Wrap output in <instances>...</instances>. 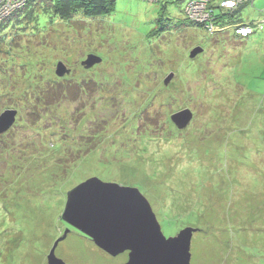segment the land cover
<instances>
[{"label": "rangeland", "instance_id": "374dc122", "mask_svg": "<svg viewBox=\"0 0 264 264\" xmlns=\"http://www.w3.org/2000/svg\"><path fill=\"white\" fill-rule=\"evenodd\" d=\"M164 1L115 0L110 14L96 19L78 15L79 23L59 22L44 39L33 41L38 49L48 48L54 69L63 61L71 68L65 76L99 84L63 97L65 111L53 112L41 104L44 133L53 124L73 140L86 136L90 153L72 164L65 159L72 178L65 193L58 184L46 185L45 172L37 164L19 177L17 183L28 184L33 194H13L12 201L0 207V264H48L55 241L66 232L56 249L66 264H125L128 252L111 256L60 220L67 192L94 176L138 187L167 237L197 226L191 264H264V31L247 37L237 30L227 39L221 34L226 31L217 29L222 19L216 14L229 16L246 4L238 17L256 21L243 26L262 28L264 0L238 7L231 0ZM239 35L246 39H237ZM198 47L203 51L191 58ZM91 54L103 60L86 68L82 61ZM73 84L66 85L76 90ZM11 96H5L0 111L16 103ZM186 107L193 119L188 129L172 136L167 120ZM18 114L21 118L4 137L17 148L6 150L13 154L11 163L25 158L20 161L24 165L38 150L20 152L27 139L41 147L42 157L50 151L43 145L62 144L61 134H46L44 139L21 126L30 118L27 108L20 106ZM147 123L155 127L154 134L166 130L168 137L157 143L147 138L148 129L139 134ZM73 140L65 137L63 145ZM5 169L0 165L4 180L13 179ZM155 196L165 204L154 201Z\"/></svg>", "mask_w": 264, "mask_h": 264}, {"label": "trees", "instance_id": "16d2710c", "mask_svg": "<svg viewBox=\"0 0 264 264\" xmlns=\"http://www.w3.org/2000/svg\"><path fill=\"white\" fill-rule=\"evenodd\" d=\"M253 1H249L248 3L253 4ZM159 2L166 3L164 0H159L158 3ZM245 5L246 4L243 6L241 5L240 9ZM114 7L115 0H29L24 7L22 6L19 9L13 10L10 14L3 15L2 17L0 16V104L2 101L7 100L5 99L6 95H12L11 99H14L17 103H9L8 105H5L0 111V114L6 109H16L19 113L20 106L23 109L27 108L28 116L30 118L23 119L24 122L23 125H21L22 127L37 132V134H43L44 139L46 134L58 135L57 137H60L59 134H61L62 136V138L60 137L59 139L62 141V144L57 146L52 147L49 144H45V141H42V143L44 142L45 144L42 147L50 149L49 152H43L46 154V157H42L43 154L41 147L36 148L34 140L27 139L26 144L19 147V151L24 152L26 149L29 151L32 149L38 150L35 151L32 157L28 158L27 161L25 160L26 163L23 165L20 161H23L25 158H22L15 163L10 162V157L13 156V154H8L9 152L6 150L16 151L17 148L11 147L10 144L4 142V137L7 132L0 135V165L3 166V168H6L4 171H8L9 173L7 174L14 177L11 180H4L3 173H0V176H2V179L0 178V207H6L5 205L12 201L9 202V197H13V194L20 196L23 194L28 195L30 193V186L28 184H18L17 181H20L19 177H24L27 173V168L34 164H37V166L39 165V170L42 168V172H45L46 185L52 183L53 187H55V185L58 184L62 188V193H65L64 189H67L66 182L68 180L71 181L72 179L69 176L71 173V170H69L70 164L80 161L90 153L88 150L89 148L86 146V140L84 139L86 136L73 140L74 138L69 136V133L64 135V132L61 130L62 127L60 129H55L53 124L48 128L46 127L44 133L43 125L41 123L45 118L44 114L41 113V104L47 105L53 112L54 110H61L62 108H64L65 111L68 108H65L61 103L63 97L69 98V96L72 95L77 96L80 91L82 92L84 90L83 87L86 86L90 89L91 85L98 86L99 84L91 78L73 77L71 79V77L68 76H59L56 72V68L54 69L55 60L51 58L50 51H47L48 48L44 47V49H38L33 41L37 38L44 39L47 34L52 32L50 31V27L55 26V24L59 22L72 23L73 21H78L79 23L80 18L78 19V15H82L84 19L100 18L110 14ZM238 12L231 13L229 16L225 17L220 11L216 12V14L222 19L218 24L217 29L219 31H226L225 33H221L224 35L223 37L227 36V39H231V37H233L231 36V33L235 31L236 27L244 24H251L256 21H245L241 19L238 17ZM253 26L255 30L253 34L264 31V25L262 28H259L257 24H253ZM251 35L247 37H250ZM236 38L240 40L246 39L241 37V35ZM222 39H218V41ZM72 83H74L73 85H77L76 90L74 87L72 88V86L69 87L66 85ZM90 94L91 93L89 92L87 95ZM154 96H151V99ZM18 113L17 118L20 119L21 115ZM52 113L49 112L48 114ZM17 118L16 120H18ZM165 122L160 120L159 124ZM167 123L169 126L168 131H170L172 136L178 135L183 131L178 129L175 123L171 120V115L169 116ZM159 124L156 125L160 126ZM149 125L151 126V123H147L143 126L140 129L139 134L145 132V129H148L146 132L147 138L153 140L152 142L156 141L157 143L163 139V136L168 137L166 130L154 134L156 131L155 127L151 126L152 129H149ZM24 128H22V130ZM75 129L77 130V128ZM152 131L153 133H151ZM24 132L26 133V131ZM239 135L245 134L240 133ZM65 137H69L73 140L72 143H67L68 145L66 147L63 145L66 142ZM158 137L159 139H157ZM44 139L41 137V140ZM3 151L6 152V156L3 155ZM2 157L3 159H1ZM65 159H70L72 162L69 165L64 164ZM49 161L54 162L49 165L46 163ZM51 165H57L62 168L59 169L60 171L52 170V168H50ZM53 187L49 190L52 191ZM148 189L145 190L148 192ZM49 190L47 191L49 192ZM35 195L37 196V193H35ZM152 196V192L149 191V197L151 199ZM59 197L62 198L63 196ZM155 200L165 204V200H159L156 196L154 197V201ZM151 201L153 202V200ZM19 205L21 207L23 204L20 203ZM60 220L64 221L62 214H60ZM186 224H189V222Z\"/></svg>", "mask_w": 264, "mask_h": 264}, {"label": "water", "instance_id": "95a60500", "mask_svg": "<svg viewBox=\"0 0 264 264\" xmlns=\"http://www.w3.org/2000/svg\"><path fill=\"white\" fill-rule=\"evenodd\" d=\"M198 47L191 51V58L202 52ZM91 54L82 61L86 67L101 62ZM64 62L57 64L59 76L70 73ZM174 74L165 79L167 85ZM18 111L6 109L0 114V134L6 133L16 122ZM190 108L171 115L178 129L188 127L193 119ZM65 222L89 236L95 244L117 256L128 252L125 264H191V244L198 227L186 226L177 235L167 237L149 199L138 187L90 177L67 192L66 206L62 213ZM67 232L57 239L50 250L48 264H66L56 255V248Z\"/></svg>", "mask_w": 264, "mask_h": 264}, {"label": "built area", "instance_id": "2783aa9c", "mask_svg": "<svg viewBox=\"0 0 264 264\" xmlns=\"http://www.w3.org/2000/svg\"><path fill=\"white\" fill-rule=\"evenodd\" d=\"M28 1L29 0H0V16L2 17L3 15L10 14L13 10L19 9L22 6L24 7ZM177 1H180V0H177ZM188 1L191 2L192 0H188ZM247 1L249 2L250 0H231V4L238 7L240 4H242L243 2H247ZM190 2H189V8L191 7V4H192ZM186 7H187V5H186ZM189 8H188V10H189ZM237 30L239 33H240V31L241 32L243 31L244 35L253 34L255 31L254 28H252L251 26L247 27V26H243V25L236 27L235 31H237Z\"/></svg>", "mask_w": 264, "mask_h": 264}, {"label": "bare ground", "instance_id": "6f19581e", "mask_svg": "<svg viewBox=\"0 0 264 264\" xmlns=\"http://www.w3.org/2000/svg\"><path fill=\"white\" fill-rule=\"evenodd\" d=\"M30 5V4H29ZM199 8V7H198ZM227 22V21H226Z\"/></svg>", "mask_w": 264, "mask_h": 264}]
</instances>
